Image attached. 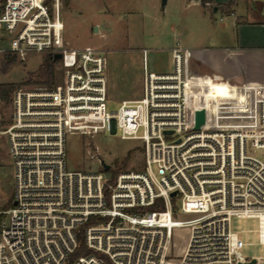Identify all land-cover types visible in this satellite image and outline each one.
Instances as JSON below:
<instances>
[{
  "label": "built area",
  "instance_id": "obj_1",
  "mask_svg": "<svg viewBox=\"0 0 264 264\" xmlns=\"http://www.w3.org/2000/svg\"><path fill=\"white\" fill-rule=\"evenodd\" d=\"M64 32L61 0L0 2V54L62 55L56 84L16 89L0 129L16 202L0 212V264H264L231 229L257 218L264 243V85L193 77L181 46L172 71H150L143 49V96L110 109L106 52L68 47ZM100 133L142 141V167L105 171L95 146L102 171L68 170L67 136ZM176 228L190 230L180 253Z\"/></svg>",
  "mask_w": 264,
  "mask_h": 264
},
{
  "label": "rangeland",
  "instance_id": "obj_2",
  "mask_svg": "<svg viewBox=\"0 0 264 264\" xmlns=\"http://www.w3.org/2000/svg\"><path fill=\"white\" fill-rule=\"evenodd\" d=\"M235 1L237 15L244 13L246 19L264 20V1ZM205 6L197 0H167L165 8L162 0H61L64 40L68 47L93 46L106 52L109 108L117 109L123 100L143 96V49L148 50V69L164 73L172 71L171 50L175 46L213 48L235 43L236 33L228 28L231 18L221 11L230 12L235 5L230 3L222 7L219 2L210 1ZM213 7L219 10L214 11ZM47 55V52H32L25 60L16 57L4 73L1 68L5 59L0 54V82L23 83L30 72H35L44 63ZM55 63L58 70V62ZM33 87L36 85L21 84L18 88ZM212 91L216 93L214 88ZM11 112V101L8 104L0 102V129L10 122ZM95 146L114 175L142 167L144 157L140 140L123 139L119 134L109 133H100L93 139L70 134L66 142L68 170L102 171L101 165L89 160L87 153ZM8 149V139L3 136L0 138V212L10 208L14 196V168ZM255 154L261 157V150L257 149ZM179 218L187 220L191 216ZM231 229L244 242L241 252L245 258H264L257 218L233 217ZM189 233V228L174 230L175 253L184 248Z\"/></svg>",
  "mask_w": 264,
  "mask_h": 264
},
{
  "label": "crops",
  "instance_id": "obj_3",
  "mask_svg": "<svg viewBox=\"0 0 264 264\" xmlns=\"http://www.w3.org/2000/svg\"><path fill=\"white\" fill-rule=\"evenodd\" d=\"M212 2H219L222 7L230 3L231 6L235 5L233 10H229L230 12L225 13L223 9L221 11L231 18L228 28L236 33V41L229 46L191 48L189 74L193 77H202L207 81L211 80L213 83L264 85V20L246 19L244 13L237 15L238 6L235 0L229 2L213 0ZM212 9L219 10H215V7ZM214 90L217 93L221 91V88L215 86Z\"/></svg>",
  "mask_w": 264,
  "mask_h": 264
},
{
  "label": "trees",
  "instance_id": "obj_4",
  "mask_svg": "<svg viewBox=\"0 0 264 264\" xmlns=\"http://www.w3.org/2000/svg\"><path fill=\"white\" fill-rule=\"evenodd\" d=\"M4 1V0H2ZM201 3L205 6L207 2L213 0H200ZM3 66L1 71L6 73L10 64L16 61V55L11 53H4ZM56 63L53 59L47 55L44 63L40 65V67L35 72H30L26 80L23 83L17 82H0V102L4 104H8L11 101L13 92L18 89L21 84H30V85H39V86H49L52 87L56 84L58 79L59 70L55 67ZM4 121L1 122L3 124ZM13 204V200H11L10 207ZM82 252L80 249L76 254L79 255Z\"/></svg>",
  "mask_w": 264,
  "mask_h": 264
},
{
  "label": "water",
  "instance_id": "obj_5",
  "mask_svg": "<svg viewBox=\"0 0 264 264\" xmlns=\"http://www.w3.org/2000/svg\"><path fill=\"white\" fill-rule=\"evenodd\" d=\"M167 3V0H162V7L165 8V5ZM217 9V7H215V10ZM95 30L98 31V26L95 27ZM62 58L61 53H57L54 55V61H59ZM205 122V111L204 110H200L196 113V128H199L203 123ZM102 165L105 171H109L110 169V165L106 162V161H102ZM175 193H173L172 195H174ZM13 204L15 205L16 202L14 201ZM249 264H255V260H253L251 263Z\"/></svg>",
  "mask_w": 264,
  "mask_h": 264
}]
</instances>
